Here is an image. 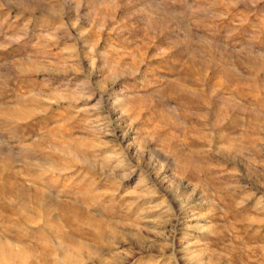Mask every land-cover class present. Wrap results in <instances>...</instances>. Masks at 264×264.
<instances>
[{
	"label": "rangeland",
	"instance_id": "obj_1",
	"mask_svg": "<svg viewBox=\"0 0 264 264\" xmlns=\"http://www.w3.org/2000/svg\"><path fill=\"white\" fill-rule=\"evenodd\" d=\"M0 264H264V0H0Z\"/></svg>",
	"mask_w": 264,
	"mask_h": 264
}]
</instances>
